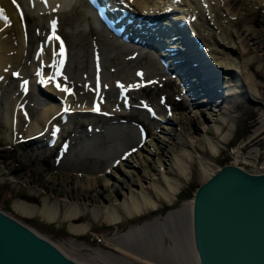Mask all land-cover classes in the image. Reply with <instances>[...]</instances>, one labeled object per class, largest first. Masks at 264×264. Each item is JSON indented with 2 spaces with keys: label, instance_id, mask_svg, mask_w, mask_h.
Wrapping results in <instances>:
<instances>
[{
  "label": "rangeland",
  "instance_id": "1",
  "mask_svg": "<svg viewBox=\"0 0 264 264\" xmlns=\"http://www.w3.org/2000/svg\"><path fill=\"white\" fill-rule=\"evenodd\" d=\"M231 1L234 9H237L240 13L245 11L242 8L244 6L243 0ZM26 3L31 12H37L38 17L32 20L25 17V20H23L24 24H26L25 32L27 40L25 55H28L24 56L26 58H24L25 64L31 66V57L33 58L39 42L47 34L46 32L51 22L55 21L58 28L67 35V37L65 35L66 40L68 41L69 39L70 58L67 61L69 63V65L67 64V73H69V79L75 83H73L74 86L76 84L81 86L79 97L82 98L80 100L83 101L85 97L82 85L86 84V86H91L94 83V77L100 73L106 79L108 78V82L107 80L105 82L107 84L105 86L107 94L105 95L106 101L111 103L109 107H113L116 110H120L121 107L129 114L117 117L104 114L95 116L85 114V117L84 115H78L77 117L76 115L71 116L62 127L63 133L65 134L62 135L64 137L60 142H57V145L39 142V149L34 148L28 151L26 150L27 147L30 148L32 145L27 146L23 144V150L25 149L30 155L29 158L31 160L29 159V165L25 164L24 159L17 157L16 147L17 143L26 142L19 141V138H26L27 131L25 129L28 127V122L20 125L19 131L16 132L14 139L0 138V208L51 239L53 242L59 243L62 246L64 245L63 247H65L66 251L72 255L74 254L73 256L94 264H150L133 258L126 253H122L114 247L117 242L124 243V245L130 246L142 254L152 256L159 260L160 263L198 264L195 243L193 241L191 211L189 206L185 204V201L194 198L196 188L208 177L207 174L200 170L198 163L192 161L188 167V176L190 177L184 179L180 173L176 156L182 155L183 157H188L185 151V144L192 148L195 145L200 152L210 154L205 139V132H209L215 135V138H217L221 146V151L217 153L218 155H213L215 160L213 166H215V170L224 164L236 163L248 170L264 171V130L260 134L261 141L259 140L254 144L250 143L244 147L240 146L250 136L256 133L259 128L264 129V104L248 96L244 87L236 83L235 86L238 89L236 93L229 94L226 100H222L221 97L215 98L217 95L214 98L212 97L205 104V111L201 114V118L198 121L183 125L185 134H175L166 142L158 158L155 157L153 159L154 161H151L152 163L150 162L146 165L147 167L145 166L143 170L126 178L124 181H115V185L107 187V191H105L102 198L93 197L83 191L79 192V190L75 189L66 191L62 181L49 180L45 173L48 168L56 165L60 166V158L63 166L77 168L79 170L98 171L107 166L108 161H111L118 154L117 152L122 145L126 147L125 141L132 128L136 130V134L134 139H132L134 142L131 140L128 144L135 143L137 139H140L141 128H139V125L145 126L149 134L158 129L157 124L159 120L146 109L147 102L157 111L162 112L170 110L187 111L190 110L192 104L187 93L184 92L183 87L185 88V86L182 87L183 84H180V80L178 81L172 76H164L161 73L163 69L159 68L158 63L156 64V55L158 54H154L151 47L143 46L134 41L129 43L123 40L127 44L118 41L100 23H97L98 20L95 19V10L88 6L85 0L76 1L77 10L69 18H62V16L58 15L54 19L48 18L49 20L47 18L42 19V16H39L38 13L41 9L48 7V2L44 0H26ZM41 22L44 24L42 29H35L34 25H40ZM239 25H242L240 28L242 30L241 34L245 35L243 32L245 29V21L243 20L242 23L241 20ZM254 25L256 26V24ZM204 32L207 33V29ZM207 35L210 37V34L207 33ZM259 35L251 36L247 34L244 37L250 49L252 48V51L249 49L246 54L255 57V59L252 58L251 68L254 71L259 70L262 72L264 69V36ZM208 37L203 39L205 44L210 48V46H214V43L212 38ZM96 41L99 44V51L95 46ZM97 54H99V58ZM99 61L102 63L101 67L97 65ZM138 67L145 71L144 76L148 78L142 77L144 73L138 77L136 73ZM148 68L149 70H147ZM126 73L130 74L125 79L126 81L120 80L122 76H126ZM224 73H220L221 76ZM232 74L227 73L225 78L224 76L222 77L224 86L226 83L233 81L234 75ZM13 75L16 77L15 74ZM151 76L153 77L151 78ZM153 78L156 81L141 85L143 81H148ZM177 78L179 79V77ZM256 80L261 84L258 90L264 96V76L258 74ZM20 81L21 78H16L15 81L9 82L13 86H11L9 91H5L6 94L4 93L1 97V106L3 107L0 106V113L7 107L6 97L17 94L15 88H20ZM121 82L126 85L129 84L131 93L134 91L132 93L133 104L129 107L122 105V102L118 101L119 85ZM37 90L38 88L35 84L34 89L30 91L27 98L30 103L29 105L32 108L33 106L36 107L33 109H39V106L42 105L40 101H45V97L42 100L39 98ZM38 100L39 104L37 102ZM217 104H219V110L217 109L215 111L213 107ZM1 116L0 114V119ZM223 117H228V122L223 124L224 130H227L229 126H233L231 129L234 137L232 136L229 140H222L221 134L216 130V125L218 122H223ZM111 118H115V121ZM64 142L67 144V147L69 145V150H66L67 152L65 151L64 154H59ZM235 150L237 151L236 153ZM29 166L32 168L28 169ZM163 170H168L173 176H178L184 181V186L180 189L181 191L179 190V194H177L174 203H167L160 199L161 205L157 208L150 209L149 212L142 213L139 216H126L124 214L125 217L116 223H108L103 221L102 218L97 220L89 210L88 213L82 214L81 217H90L93 220L92 229L89 232L86 231L81 234H73L69 229L68 221L62 219L61 216L51 221L43 219L39 214L27 215L25 217V214L15 209L13 203L18 197H27L41 202V194H49L52 200L60 198L62 204L67 201L71 202L79 199L81 203H88L92 206L115 204L124 212L123 202L130 195L131 191L138 193L142 185H152L151 179L164 181ZM31 187H35L38 192L31 194ZM153 192L155 193L154 190ZM105 236L112 239L113 243H110Z\"/></svg>",
  "mask_w": 264,
  "mask_h": 264
},
{
  "label": "bare ground",
  "instance_id": "2",
  "mask_svg": "<svg viewBox=\"0 0 264 264\" xmlns=\"http://www.w3.org/2000/svg\"><path fill=\"white\" fill-rule=\"evenodd\" d=\"M44 1L48 2V7L45 9H41L38 12L39 16H42V19H54V17L58 15L62 16V18H69L70 15L75 10H77V0ZM107 1L110 2L112 8L117 7L120 10L119 12H122L124 10L130 14H134V16H138L135 21L137 23L131 25L128 24V27L131 26V29L133 31H136L137 29H139L140 31L142 27L141 21L143 20H147V22L156 21L160 29L157 28V31L150 33L149 37H153L155 40L158 39L159 41L160 36L164 33L163 36L167 38L168 47L174 46L175 49H178V47L183 49L185 47L184 50L180 51L179 54H176L178 51L176 53L169 52L171 48L169 50L168 48H163V51L166 52L169 60H171V58L173 57L177 60V64L174 65V70L181 71L185 74L184 81H192V83H190L193 84V88L195 89V91H200L202 93H200L196 97H191L190 95V101L192 104L190 110L183 112L175 110L162 112L155 109L157 112L156 118H158L159 120L157 124L158 129H153L154 131L145 137H141L140 135V139H137L135 143L128 144V142L134 139V136L136 134V130L132 128V130H130L128 134L127 140L125 138L126 147L122 145V147L117 152L118 154L113 157L111 161H108L109 163L107 164V166L98 171H86L83 169L79 170L77 168H69L63 166L61 158L60 166L56 165L46 169L45 173L47 179L52 181H62L66 191L75 189L79 190V192L83 191L88 195L98 198H102V196L105 194V191H107V187L115 185V181H124L126 178H129L133 174H137V172L143 170L147 164H149L151 161H154L153 159L155 157L158 158L159 155H161V152L163 151L162 149L164 148L166 142H168L175 134H185L183 125L198 121L201 118V114H203L205 111L204 106L205 104H207L206 99L211 98L212 96L214 98L213 93L217 95V97L215 98L221 97L222 100H226L229 94H232L234 92L236 93L238 89L236 88L237 86H235V84L238 83L242 87H244L248 96H250L251 98H255L257 101L261 102V104H264V96H262V94L258 90V87L261 84L256 80V76L258 74L264 76V69L262 70V72H260L259 70L254 71V69L251 68L252 58L255 59V57L246 54L247 51H249L250 46L244 37L247 34L251 36H255L256 34H260L259 36H264V0H243L244 6H242V8H244L245 11L242 13L233 8L231 0ZM86 3L88 6H90L88 2ZM0 8L4 10V15L8 17V23H5L3 19H0V106L2 105V95L4 93L6 94L5 91H9L11 89V86H13L9 82L15 81L16 78H21L20 88H15L17 94L6 97L7 109L5 108L4 111L2 109L3 112L0 113L2 115L0 119V138L10 140L14 139L16 132L19 131L20 125L28 122V127L25 129L27 131V134L25 135L27 137V140L24 139V141L26 142H19L16 144L18 154L17 157L20 159H24L26 165L30 164V155L27 151H25V149L23 150V144H26L27 146H29L30 144L32 145L30 148L27 147L26 150L29 151L33 150L34 148L39 149V144L42 142L43 144L44 142H46L45 144H50V142L52 141L51 139L55 138L53 145H57V142L61 140L59 138H61L62 135L65 134L63 133L62 127L71 116L76 115L77 117L78 115H84L85 117V114H91L89 116L102 114L93 111L92 107L94 105V97H97V99L102 102L100 107L101 111L106 110L108 115H110L111 117L129 114L120 106V110L109 107L111 106V103L106 101L105 95L107 94V89L105 88L107 84L105 82L108 78L106 79L105 76L104 78L100 73H98L94 77V83H92L91 86H86V84L82 85L85 97L83 98V101L80 100L82 98L79 97L81 86L77 84L76 86H74L75 83L69 79V73H67V64L69 65V63L66 62L64 66L62 65L65 54L64 46L60 40L58 43V40L52 35V29L47 32V34H49L48 39L44 43V46L41 50L39 49V45L38 48L34 46L36 50L33 54V58L31 57V66L25 64L24 60L26 58L24 56L28 55H25L27 50V40L25 32L26 24H24L23 20H25V17H28L30 20H32L33 18L38 17V14H36L37 12L34 13V10V12H31V10H29L26 0H15V3L13 2V0H0ZM193 15H195V18L193 17ZM95 19H97V23H99L100 18L96 17ZM241 20L242 23L243 20L245 21V29L243 31L245 35L241 34L242 30L240 28L242 27V25H239ZM164 23L174 24L175 31L171 32L169 35H166L167 32H165L162 27ZM254 24H256V26ZM43 26V22H41L40 25H34L35 29L37 30L40 28L42 29ZM206 29L207 33L210 34V37L212 38L214 43V46L212 45L210 46V48L204 42V39L208 37L207 33L204 32ZM107 31L109 32L110 30H108L107 28ZM109 33L118 41H123V38L121 37L122 35H113L111 31ZM47 34L45 38L47 37ZM199 42H202V45ZM66 44L67 58L65 61H69V39L68 41H66ZM95 46L99 51V44L97 41L95 42ZM61 49H63V51H61ZM53 52L56 53L55 56H53ZM97 55L99 58V54ZM156 57V64L158 63L159 68L165 69L159 62V55H156ZM152 62L150 63L152 64ZM97 65L101 67V61H99ZM61 67L63 68V70L59 76L57 75V71ZM50 69H53V72H51ZM15 70H18L17 72L19 73L18 76L16 75V77H14L13 75ZM147 70H149V68ZM161 73L163 74L164 72L162 71ZM220 73H224V75L222 74L221 76ZM227 73H233L232 75H234V78L232 82H228L224 86L222 77L224 76L225 78ZM144 75L145 73L142 76L143 78H148ZM54 76L57 77V80L53 79ZM128 76H130V74L126 73V76H122L120 80L124 81ZM176 76L179 77L178 75ZM26 77L28 78L27 91L24 90V80L26 79ZM152 77L153 76H151V78ZM179 80L180 83L185 86L184 81L180 77ZM154 81L156 80L154 79ZM97 82L100 83H98L100 85L99 90L96 86ZM35 84L38 88L37 93L39 95V98H41L42 100V98L45 97V101H40L42 105L39 106V109H33L35 106H33L32 108L29 105L30 103L27 99L30 91L34 89ZM142 84H144V82ZM71 85L73 86V88L72 90H69V87ZM121 85L126 84L122 83ZM186 86H188V84ZM65 88L68 89V91L62 90ZM38 95L36 94V96ZM63 99L66 100V109H63V103L61 102V100ZM118 101L120 100L118 99ZM37 102L39 104V100ZM218 105L219 104L213 107L215 111H217V109L219 110ZM25 108L28 109H26V113L23 111ZM227 118L223 117V122H218V124L216 125V130L221 134L222 140H229L233 136V131L231 129L233 126H229L227 130L223 129V124L228 122ZM112 120L115 121V118H113ZM147 124L148 123H146V125ZM263 130L264 129L259 128L256 133L250 136L248 140L246 142H243L240 146L244 147L246 145H249L250 143H257L260 140V134ZM205 139L210 154H204L200 152V150L195 145L192 148L189 147V145L186 146L185 144V151L187 152L188 157H183L182 155L176 156V161L180 167V173L182 174L184 179H188L190 177L188 176V167L192 161L198 163L200 170L203 173L207 174L208 178L211 177L217 170H215V166H213L215 162L213 155L221 151V146L217 138H215V135L209 132H205ZM133 145L135 146L133 147ZM68 150L69 149L67 148V151ZM236 152L237 151L235 150V153ZM30 168L32 167L29 166L28 169ZM145 170L147 169L145 168ZM248 171L255 173L264 172L252 170ZM163 180L164 181L151 179V187L142 185L138 193L131 191L130 195L124 199V212H122L115 204L92 206L88 203H81L79 199H77V201L64 202L63 205L60 198L52 200L49 194H41V202L27 197H18L14 200L13 203L15 209L18 212L25 214V217L27 215L39 214L43 219L51 221L56 220L61 216L62 219L68 221L69 229L73 234H81L86 231L89 232V230L92 229L93 220L90 217H81L82 214L88 213L89 210L93 213V217L97 220H99V218H102L103 221H106L108 223H116L123 217H125L124 214L126 216H139L140 214L142 215V213L145 214V212H149L150 209L157 208L161 205L160 199L166 201L167 203H174L177 194H179V190L182 188V186H184V181L178 176H173L170 172H168V170H163ZM153 190L155 191V193L153 192ZM30 192L32 194L33 192H38V190L35 187H31ZM193 201L194 198L185 201V204L190 208L192 222ZM38 233L42 235L40 232ZM105 238L110 241V243H113L112 239H110L109 237L105 236ZM53 243L57 245L64 254L71 257L72 259L83 262L85 264H94L88 262L87 260H81L80 258L73 256L74 254L72 255L68 251H66L65 247H63L64 245L62 246L59 243ZM114 247L122 253H126L133 258L142 260L143 262H147L150 264H164V262L160 263L159 260L155 259L152 256L142 254L136 249L134 250L130 246L128 247L126 246V244L124 245V243L122 244L121 242H117ZM198 264H200L199 260Z\"/></svg>",
  "mask_w": 264,
  "mask_h": 264
},
{
  "label": "water",
  "instance_id": "3",
  "mask_svg": "<svg viewBox=\"0 0 264 264\" xmlns=\"http://www.w3.org/2000/svg\"><path fill=\"white\" fill-rule=\"evenodd\" d=\"M200 264H264V172L227 163L194 192ZM0 264H85L0 208Z\"/></svg>",
  "mask_w": 264,
  "mask_h": 264
},
{
  "label": "snow or ice",
  "instance_id": "4",
  "mask_svg": "<svg viewBox=\"0 0 264 264\" xmlns=\"http://www.w3.org/2000/svg\"><path fill=\"white\" fill-rule=\"evenodd\" d=\"M13 2L15 3V0H13ZM0 19H3L5 21V23H8V17L6 15H4V10L2 8H0ZM53 29H55V21L53 22ZM58 39V37H57ZM61 51H63V49H61ZM25 84H27V81L24 82ZM121 87L123 88V85H121ZM26 90V89H25ZM63 91H68V89H62ZM94 110H98L94 109Z\"/></svg>",
  "mask_w": 264,
  "mask_h": 264
}]
</instances>
